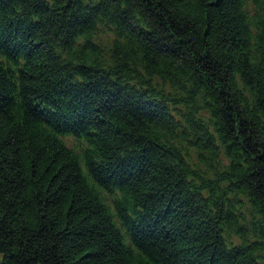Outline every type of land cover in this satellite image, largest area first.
Instances as JSON below:
<instances>
[{"label":"trees","instance_id":"16d2710c","mask_svg":"<svg viewBox=\"0 0 264 264\" xmlns=\"http://www.w3.org/2000/svg\"><path fill=\"white\" fill-rule=\"evenodd\" d=\"M0 264H264V0H0Z\"/></svg>","mask_w":264,"mask_h":264},{"label":"rangeland","instance_id":"374dc122","mask_svg":"<svg viewBox=\"0 0 264 264\" xmlns=\"http://www.w3.org/2000/svg\"><path fill=\"white\" fill-rule=\"evenodd\" d=\"M65 142L70 146V147H74L76 145V142L73 138H65Z\"/></svg>","mask_w":264,"mask_h":264}]
</instances>
